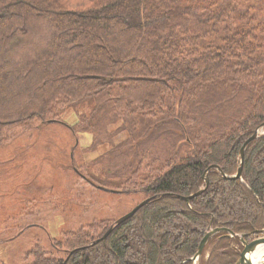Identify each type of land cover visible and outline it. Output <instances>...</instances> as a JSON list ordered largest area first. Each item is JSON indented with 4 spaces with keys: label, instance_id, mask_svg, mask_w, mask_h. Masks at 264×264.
<instances>
[{
    "label": "trees",
    "instance_id": "trees-1",
    "mask_svg": "<svg viewBox=\"0 0 264 264\" xmlns=\"http://www.w3.org/2000/svg\"><path fill=\"white\" fill-rule=\"evenodd\" d=\"M84 1L0 0V145L59 124L80 179L151 200L104 242L112 222H92L29 264H180L215 228L234 237L215 234L198 264H235L264 237V133L241 181L210 167L234 175L264 123V0ZM80 135L101 153L77 167Z\"/></svg>",
    "mask_w": 264,
    "mask_h": 264
},
{
    "label": "rangeland",
    "instance_id": "rangeland-1",
    "mask_svg": "<svg viewBox=\"0 0 264 264\" xmlns=\"http://www.w3.org/2000/svg\"><path fill=\"white\" fill-rule=\"evenodd\" d=\"M63 1L70 9L86 4ZM65 121L73 122L74 116ZM78 140L73 151L77 167L101 153H87L89 136ZM73 141L66 128L51 124L38 131L17 130L0 145V264H29L33 257L28 253L35 245L52 252V242L63 233L92 222L113 223L145 200L141 194L102 191L80 179L65 156L67 152L71 158Z\"/></svg>",
    "mask_w": 264,
    "mask_h": 264
},
{
    "label": "water",
    "instance_id": "water-1",
    "mask_svg": "<svg viewBox=\"0 0 264 264\" xmlns=\"http://www.w3.org/2000/svg\"><path fill=\"white\" fill-rule=\"evenodd\" d=\"M263 129H264V123L261 124L259 127H257L256 130L253 132V134L241 146V148L239 150V164L237 166V170H236V173L234 176L228 177V176L224 175L222 173V171L219 169V167H217V166H211L210 169L211 168L216 169L222 175L223 179H234V180H240L241 181V173H242L245 150H246L247 146L250 144V142L256 140L257 138H259L262 135L261 131ZM203 179L205 181V185L207 186L208 182H207L206 173H204ZM98 189L102 190V191L111 192V191H108V190L101 188V187H98ZM201 192H202V190H200L197 194H200ZM177 198L188 203L189 200L192 198V196H190V197H179L178 196ZM150 200L151 199L143 200L142 202L137 204L131 211H129L128 213H126L125 215L121 216L116 221H114L112 223V225L109 226L107 231L103 234V236L100 239H97L96 241H94L91 245H96L100 242H104L105 239L114 231L115 228H117L122 223H124L125 221L130 219L140 208L147 205L150 202ZM217 233H226L230 237H234V234L229 230L221 229V228L211 229L204 235V237L200 241L195 255L191 259L183 261L180 264H184L186 262H191V264H198L206 243L209 241L210 238H212ZM259 233L263 234L264 230L259 231ZM258 252H263V262H264V238L257 240V241H253L249 244L244 243L243 244V250L241 251V253L239 255V259L236 261L235 264H251L252 258Z\"/></svg>",
    "mask_w": 264,
    "mask_h": 264
},
{
    "label": "bare ground",
    "instance_id": "bare-ground-1",
    "mask_svg": "<svg viewBox=\"0 0 264 264\" xmlns=\"http://www.w3.org/2000/svg\"><path fill=\"white\" fill-rule=\"evenodd\" d=\"M251 264H264L263 252H258L251 260Z\"/></svg>",
    "mask_w": 264,
    "mask_h": 264
},
{
    "label": "flooded vegetation",
    "instance_id": "flooded-vegetation-1",
    "mask_svg": "<svg viewBox=\"0 0 264 264\" xmlns=\"http://www.w3.org/2000/svg\"><path fill=\"white\" fill-rule=\"evenodd\" d=\"M263 235V234H262ZM264 237H262V238H259V239H257V240H260V239H263ZM257 240H255V241H257ZM253 242V241H252ZM249 243H251V242H249Z\"/></svg>",
    "mask_w": 264,
    "mask_h": 264
}]
</instances>
